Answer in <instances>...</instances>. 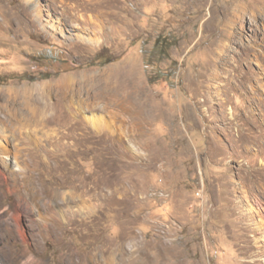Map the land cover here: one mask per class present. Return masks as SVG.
I'll use <instances>...</instances> for the list:
<instances>
[{
	"label": "rangeland",
	"instance_id": "obj_1",
	"mask_svg": "<svg viewBox=\"0 0 264 264\" xmlns=\"http://www.w3.org/2000/svg\"><path fill=\"white\" fill-rule=\"evenodd\" d=\"M0 238L9 264H264V0H0Z\"/></svg>",
	"mask_w": 264,
	"mask_h": 264
},
{
	"label": "bare ground",
	"instance_id": "obj_2",
	"mask_svg": "<svg viewBox=\"0 0 264 264\" xmlns=\"http://www.w3.org/2000/svg\"><path fill=\"white\" fill-rule=\"evenodd\" d=\"M29 121H30V123L31 122H35L36 123V121H38L39 122V120H40V117L39 118H37L38 117V112H37V110H29ZM10 121L12 122V123H14V124H17L18 125V127H17V129H18V131L16 130V132H18V133H14L15 135H14V137H18V134L19 133H22V131H21V129H23V127H22V125L24 124V118L23 117H21L20 115H15V116H13V117H11L10 118ZM22 135V134H21ZM39 195V193L36 191V194H33L32 195V202L34 203V204H38L37 203V199L40 197V196H38ZM38 197V198H37ZM50 214V213H49ZM51 215V214H50ZM50 215L48 216V220H49V217H50ZM13 217H14V220H16V221H19L20 220V215L18 214V213H15L14 215H13ZM53 219V218H52ZM22 224V223H21ZM20 225V224H19ZM36 228L38 229V233L42 236V237H44L45 235H49L50 236V238H54V239H56V237H58L57 236V225H55V223L52 221V222H47V221H41V222H36ZM12 226V225H11ZM32 230V229H31ZM25 230L23 229V227H19V229H17V232L18 233H20V235L23 237L24 236V238H26L25 237V232H24ZM27 236V235H26ZM17 238V237H16ZM28 240V239H27ZM109 242H111V241H109ZM107 243V244H105V245H103V249H102V252L100 253V257H103L104 256V254L106 253V252H109V254L110 255H108V260L105 262V264H135V263H126V262H122V260H118L117 258H118V256H122V250L125 248V243L124 242H119V244H118V246H113V244H114V242H113V244H110V243ZM31 244V243H30ZM32 245V244H31ZM62 256H65L69 261H70V259L72 258V256H73V252H71V249H70V247H69V245H67L64 249H63V252H62V254H61ZM0 256H1V259H2V261H4V262H7V264H9L10 262V259L11 258H13V257H11L10 256V254L4 249V247H3V244H2V241H1V238H0ZM96 263H98L97 261H95ZM3 263V262H2ZM100 263V262H99ZM143 264H149V262L147 261V262H145V263H143ZM161 264H164V259L162 258L161 259Z\"/></svg>",
	"mask_w": 264,
	"mask_h": 264
},
{
	"label": "trees",
	"instance_id": "obj_3",
	"mask_svg": "<svg viewBox=\"0 0 264 264\" xmlns=\"http://www.w3.org/2000/svg\"><path fill=\"white\" fill-rule=\"evenodd\" d=\"M175 45V40L173 39H169L166 36H157L154 39L153 45H152V50L149 51V55L154 57L157 56L158 59L159 58H167L169 57V50L170 47ZM38 60H42V59H51V56L49 54L45 55V56H39L37 58ZM114 58H111L110 56H107L106 58H104L101 61V64H105L108 62L113 61ZM50 74H40V77L42 78H46L49 77ZM21 79H27V80H34L37 77L36 76H31V75H27V74H23L22 77H20Z\"/></svg>",
	"mask_w": 264,
	"mask_h": 264
}]
</instances>
